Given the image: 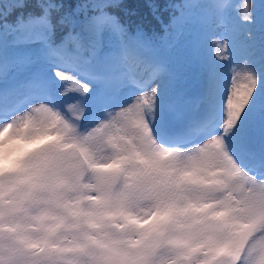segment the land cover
Wrapping results in <instances>:
<instances>
[{
  "label": "snow or ice",
  "instance_id": "6c2138e0",
  "mask_svg": "<svg viewBox=\"0 0 264 264\" xmlns=\"http://www.w3.org/2000/svg\"><path fill=\"white\" fill-rule=\"evenodd\" d=\"M5 4L0 264H264V35L259 63L254 44L221 38L216 60L198 63L193 45L176 69L146 55L145 25L114 0ZM242 9L253 25L264 0ZM230 45L242 63L225 79Z\"/></svg>",
  "mask_w": 264,
  "mask_h": 264
},
{
  "label": "trees",
  "instance_id": "16d2710c",
  "mask_svg": "<svg viewBox=\"0 0 264 264\" xmlns=\"http://www.w3.org/2000/svg\"><path fill=\"white\" fill-rule=\"evenodd\" d=\"M5 7H9L11 12V3L14 0H2ZM122 6L119 8L109 9L111 13L121 18L122 22L135 28L138 24L145 25V31L152 38V46L146 52V55L166 61L176 69H183L188 59L193 54V45H195V58L198 63L216 60L212 50H206L203 35L207 29L206 24H210L214 18H222L230 21L234 17H242V5L246 0H114ZM155 2L161 5V8L154 13L148 7L147 3ZM250 4L259 3L260 0H247ZM215 3H226L233 5L223 15L213 8ZM198 5L193 8L181 7L182 5ZM167 5V7H165ZM184 14V25L181 31L168 27V21L171 17H180ZM16 13L12 14L15 18ZM264 27V13L259 9L256 11V23L246 25L239 30V33L230 39L233 43L242 41L245 44H254L251 49L252 58L259 63L261 51V37L264 35L261 28ZM245 29H247L245 31ZM38 31V29H34ZM225 58L218 60V66L223 78H230L234 69L242 63L241 55L230 45L229 53L222 54ZM188 84L197 91L200 88V78L194 72H188ZM69 88L70 86L67 85ZM64 85L57 84V94L62 90ZM71 89V88H70ZM86 118V117H85Z\"/></svg>",
  "mask_w": 264,
  "mask_h": 264
},
{
  "label": "rangeland",
  "instance_id": "374dc122",
  "mask_svg": "<svg viewBox=\"0 0 264 264\" xmlns=\"http://www.w3.org/2000/svg\"><path fill=\"white\" fill-rule=\"evenodd\" d=\"M245 26L246 25H243L241 23V17H234L230 21H227L222 18H214V20L209 25L206 24L207 29L203 35L205 49L212 50L213 55H216L217 46L215 42L220 40L221 38L228 39V40L232 39L239 33V30ZM234 28H237L238 31H233ZM221 54H222V51H221ZM78 79L81 84H88L90 90L94 87L86 78L81 77ZM57 84H60V82H57ZM68 85L70 86L71 89H74L77 87V85H74V84H68ZM77 98L78 97L75 94H70L67 97H61L60 99L66 102H72ZM183 146L193 147L194 145L192 143H187Z\"/></svg>",
  "mask_w": 264,
  "mask_h": 264
}]
</instances>
